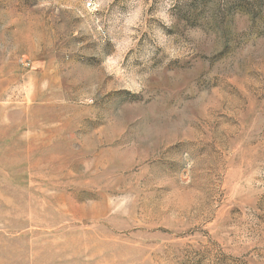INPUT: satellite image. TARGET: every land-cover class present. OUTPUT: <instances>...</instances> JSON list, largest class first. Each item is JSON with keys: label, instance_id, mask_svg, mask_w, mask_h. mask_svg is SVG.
<instances>
[{"label": "rangeland", "instance_id": "374dc122", "mask_svg": "<svg viewBox=\"0 0 264 264\" xmlns=\"http://www.w3.org/2000/svg\"><path fill=\"white\" fill-rule=\"evenodd\" d=\"M0 264H264V0H0Z\"/></svg>", "mask_w": 264, "mask_h": 264}]
</instances>
